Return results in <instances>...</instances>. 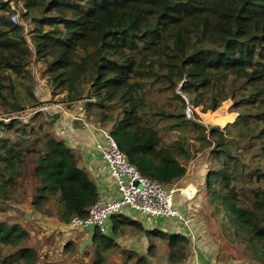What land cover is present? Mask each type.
Instances as JSON below:
<instances>
[{"label":"trees","instance_id":"1","mask_svg":"<svg viewBox=\"0 0 264 264\" xmlns=\"http://www.w3.org/2000/svg\"><path fill=\"white\" fill-rule=\"evenodd\" d=\"M12 2L21 3L23 18L34 24L32 48L24 27L10 20ZM33 59L43 62L51 87L66 91L69 101L94 97L86 104L88 116L109 130L142 175L166 186L187 175L179 157L192 154L180 140L163 144L154 118L174 115L148 112L147 86L160 82L174 90L182 83L180 89L194 107L205 103L204 112L232 99L241 111L239 121L225 128L186 123L212 147L205 186L208 200L224 217L223 230L244 244L251 263L264 264V186L255 185L264 180V171L259 165L247 171L228 137L229 127L240 121L247 128L254 125L250 130L257 131L264 153V0H0V106L5 112L24 110L11 76L29 79ZM243 106L254 113H243ZM0 124L20 136L14 142L0 139V198L7 200L18 179L31 176L36 182L34 210L50 216L45 207L57 197L63 223L76 216L86 219L99 201L97 187L72 149L51 133V122L45 120L37 129L16 119ZM30 134L37 136L29 145ZM111 219L113 236L128 229L148 236L150 257L162 242L169 264L187 260L189 237L146 230L126 216ZM30 238L23 225L0 221V249ZM92 246L93 264H106V254L120 249L114 237L99 230ZM78 249L73 241L64 245L65 252ZM121 253L123 264L135 258ZM18 256L25 264L39 261L28 245ZM133 264L149 263L140 256Z\"/></svg>","mask_w":264,"mask_h":264},{"label":"rangeland","instance_id":"2","mask_svg":"<svg viewBox=\"0 0 264 264\" xmlns=\"http://www.w3.org/2000/svg\"><path fill=\"white\" fill-rule=\"evenodd\" d=\"M12 7L15 11L14 13L19 15L20 25L24 27L29 46L32 48L31 31L34 28V24L30 20L23 18L21 3L12 2ZM28 69L31 73L29 79L11 76L18 97L24 105V110L18 116L9 117V113L5 112L0 106V123H8L10 120L16 119L19 121V125H25L27 129H37L41 122L48 120L52 125L51 133L56 136V123L63 119L61 112H57L60 109L70 113L72 117H83L88 122H95L93 117H89L87 114L86 96L69 101L66 91L59 90L56 92L51 87L48 76L44 74L45 65L42 61L33 59ZM180 85L181 83L174 90H171L160 82H156L149 84L146 89L148 112L150 114L157 113L160 115L164 113L177 117L157 116L154 118V127L162 137L163 144L169 145L180 140L186 144L187 149L192 154L189 159L179 157L180 162L186 165L188 172V176L186 175L187 181L180 186L184 187L191 184L198 190L197 197L192 202L190 210L194 214L196 237L188 248L187 260L180 264H224L226 260L230 264H236L238 259L243 258L247 259L245 264H250L246 247L243 243L236 241L229 232L223 230L224 217L215 211L214 205L208 200L205 182L211 165L209 152L212 147L199 141L197 138L198 133L186 123L187 120H193L206 127L219 126L225 128L227 125L239 121L241 111L235 109L234 101L229 98L222 102L216 111L208 110L204 112L205 103H203L202 106L196 108L193 118H180L178 116L184 115L185 109V103L180 97L183 98L182 95H184L191 102V96L182 91V95L179 93ZM82 88L85 89L87 87L82 86ZM42 107H48V110L42 111L40 109ZM241 108L243 113H254V109L250 106ZM251 128H254V125ZM251 128H247L240 121L229 127L228 137L232 141V150L245 163L247 171L254 169L258 165L264 171V153L261 150V143L257 138V131L255 129L250 130ZM36 136L30 134L27 144L30 145ZM5 137L14 142L20 136L16 133L15 128L5 129L0 124V139ZM33 157L36 158V155ZM32 167L31 169H33ZM255 185L257 187L264 186V180L256 182ZM34 187L35 182L31 176L19 178L17 185L10 191L8 199L3 200L0 198V221H5L9 224L19 223L31 233V238L28 241H23L16 246H2L0 249V264H25L19 258L18 251L26 245L36 249L39 255L38 264H93L95 248L92 245L88 246L84 251L78 249L75 253L65 252L64 245L68 241L64 237L65 231L60 233H57V231L53 232L48 229L45 223L36 222L38 220L35 219L34 215H36L37 211L35 210V212L34 209L31 211L28 205L31 193L34 192ZM61 207L58 198L52 197L45 209L50 211L52 217L63 223L61 221ZM170 219L173 222L180 223L179 225H183L175 218H157L153 219L152 223L153 225H158L162 230L168 231L170 228L167 227V222ZM72 232H75L72 237L76 239L77 242L75 243L79 247L84 237L80 235L79 228ZM160 244L163 243H159V247ZM106 257V264H123L125 259L120 249L111 250L106 254ZM130 264L132 263L130 262ZM150 264H169L168 250L160 254V256L158 255Z\"/></svg>","mask_w":264,"mask_h":264},{"label":"built area","instance_id":"3","mask_svg":"<svg viewBox=\"0 0 264 264\" xmlns=\"http://www.w3.org/2000/svg\"><path fill=\"white\" fill-rule=\"evenodd\" d=\"M10 20L14 24L20 25L18 14H12ZM179 93H181V89ZM182 97L185 103V117L193 118L197 107H194L184 95ZM85 101L91 102L94 99L90 98ZM40 109L43 111L47 108L42 107ZM20 112L9 113L8 116H18ZM62 118L61 121L70 129L75 127L78 119L68 115L62 116ZM99 132L102 134L103 141L96 144V149L102 154L103 159L109 167L111 177L119 190L120 198L106 204L98 201L89 209V216L86 219L76 216L71 220L72 225L83 229L86 225L93 223L97 226V230L106 234L107 221L112 216L120 214L124 209H130L136 214L149 219L175 218L183 223L194 239L192 230L194 215L179 211L176 208L175 202L176 198L180 196L185 202L191 204L197 197V188L191 184L183 187L177 182L166 186L142 175L130 163L125 153L111 136L109 130L99 128Z\"/></svg>","mask_w":264,"mask_h":264},{"label":"crops","instance_id":"4","mask_svg":"<svg viewBox=\"0 0 264 264\" xmlns=\"http://www.w3.org/2000/svg\"><path fill=\"white\" fill-rule=\"evenodd\" d=\"M60 110L57 112H61V116H65V115L71 116L70 113ZM55 127L57 128L56 131L57 138L64 140L65 143L68 145V147L72 149L79 162V167L85 169L89 174L91 180L95 183L99 194V201L103 204H106L108 202L118 200L120 198L119 190L113 178L111 177L109 167L105 162V160L103 159L102 154L96 149V144L103 141L102 134L99 132V128H101L100 124L97 122H88L86 121V118L81 117L77 119L74 128L71 129L67 128L61 120L58 121V123H56ZM187 176H188V172H187ZM187 176L177 181V183L181 185L183 182H186ZM35 186H36V182H35ZM33 196H34V192L31 193L30 202L28 204L31 211H33V206H32ZM176 199L177 200L175 202V205L179 211L187 214H192V212L190 211L192 203L187 204L184 201V199L181 198L180 196H178ZM120 215L126 216L132 220L139 221L146 230H160L166 233H179L189 237L191 242L193 241V237H191L189 230L184 225H179L180 223L171 221V219L169 222H167L168 223L167 227L170 228V230L167 231V230H162L158 225H153L152 223L153 219H149L139 214H136L130 209H124L120 214H117V216ZM34 217L35 219L38 220L36 221L37 223L38 222L45 223L48 229H50L53 232L57 231V233H60L61 231L62 232L65 231L64 237L67 238L68 240L67 242L69 241L77 242L76 239L72 237V234L75 233L72 231L78 228L72 225V221L69 224L61 223L55 217H52L51 215L48 216V214L43 215L40 212H36V215H34ZM192 230L195 239L196 237L195 219L192 224ZM79 233L84 237L83 241H85V239H87L88 237V232L84 231L83 229H79ZM106 234L108 236L114 237L116 243L118 244V247L121 250L126 251L127 254L133 253L135 255L134 260L131 261L132 264L135 263L137 258L140 256L146 257L148 263L150 264L158 255L160 256V254L168 250L166 243L160 244V247L158 244L159 249L157 250L156 255L150 257L148 255L150 238L146 236L144 233H138L132 229H128L124 233H120L116 236H113L111 218L107 221ZM168 254H169V250H168ZM246 261H247L246 258L238 259V262L236 264H245ZM224 264H230V262L226 260ZM250 264H255V263L250 262Z\"/></svg>","mask_w":264,"mask_h":264},{"label":"water","instance_id":"5","mask_svg":"<svg viewBox=\"0 0 264 264\" xmlns=\"http://www.w3.org/2000/svg\"><path fill=\"white\" fill-rule=\"evenodd\" d=\"M84 231L88 232V237L79 245V250L84 251L88 246L93 244L94 237L97 233V226L93 223L86 225L83 228Z\"/></svg>","mask_w":264,"mask_h":264},{"label":"bare ground","instance_id":"6","mask_svg":"<svg viewBox=\"0 0 264 264\" xmlns=\"http://www.w3.org/2000/svg\"><path fill=\"white\" fill-rule=\"evenodd\" d=\"M226 116V115H225ZM221 119V118H220ZM227 120V119H226ZM221 123V122H220ZM224 124V123H223Z\"/></svg>","mask_w":264,"mask_h":264}]
</instances>
